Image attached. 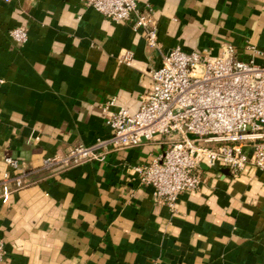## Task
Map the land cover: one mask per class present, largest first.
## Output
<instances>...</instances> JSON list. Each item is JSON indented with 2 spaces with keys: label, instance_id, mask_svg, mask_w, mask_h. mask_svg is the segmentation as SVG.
I'll list each match as a JSON object with an SVG mask.
<instances>
[{
  "label": "crops",
  "instance_id": "1",
  "mask_svg": "<svg viewBox=\"0 0 264 264\" xmlns=\"http://www.w3.org/2000/svg\"><path fill=\"white\" fill-rule=\"evenodd\" d=\"M138 3L152 9L158 47L88 0H0V195L7 155L33 181L0 199V264H264V169L203 165L199 189L171 210L132 172L164 150L159 137L104 161L43 168L111 133L106 101L135 111L172 48L218 55L230 42L244 60L249 44L264 49V0ZM17 25L22 44L9 33Z\"/></svg>",
  "mask_w": 264,
  "mask_h": 264
},
{
  "label": "built area",
  "instance_id": "2",
  "mask_svg": "<svg viewBox=\"0 0 264 264\" xmlns=\"http://www.w3.org/2000/svg\"><path fill=\"white\" fill-rule=\"evenodd\" d=\"M114 22L131 21L141 29L147 43L158 47L152 9L138 0H88ZM10 36L17 43L28 38L27 28L17 25ZM249 60L238 57L235 46L226 42L218 55L177 46L162 55V63L150 72L151 87L135 111L114 108L115 101L102 105L105 121L112 129L106 137L78 144L64 153L48 156L43 168L64 169L83 161H104L114 149L138 146L157 137L164 150L152 161L132 166L136 179L152 188L155 203L175 210L178 195L197 190L202 166H222L237 174L247 164L264 169V49L248 45ZM262 58L256 62L255 57ZM0 199L32 183L30 172L17 159L5 156ZM5 240L0 234V260Z\"/></svg>",
  "mask_w": 264,
  "mask_h": 264
}]
</instances>
